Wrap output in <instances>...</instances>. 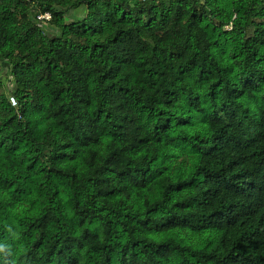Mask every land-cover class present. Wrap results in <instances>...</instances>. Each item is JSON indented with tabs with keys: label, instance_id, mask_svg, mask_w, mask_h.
Segmentation results:
<instances>
[{
	"label": "trees",
	"instance_id": "1",
	"mask_svg": "<svg viewBox=\"0 0 264 264\" xmlns=\"http://www.w3.org/2000/svg\"><path fill=\"white\" fill-rule=\"evenodd\" d=\"M64 3L0 0V68H6L14 87L7 92L0 82V131L15 127L0 138L5 157L21 153L20 163H25L26 172L40 163L48 166V177L68 175L60 169L61 164L71 162L82 145L96 142L95 131L100 127L97 121L119 119V123H112V135L126 138L121 129L130 127L145 111L151 118L154 105L161 102L155 94L141 95L145 86L152 87L153 77L174 73L184 85L174 88L163 86L162 81L160 97L165 105H175L189 115L157 111L161 122L153 128V139L158 142L160 133L169 128H191L196 123H206L214 131L210 136L184 135L167 141L181 152L186 144L190 145L188 151L198 154V160L196 164L187 159L182 162L187 173H181L183 179L178 176L175 181L155 186L162 199H175L173 207L180 211L166 215L162 223H150L148 213L155 208H149L140 226L224 229L216 247L210 252L201 251L192 264H264V0H117L115 4L112 0H75L69 7ZM80 6L85 7L83 17L66 22L65 14ZM44 13H49L50 20L38 22L36 16ZM6 46L8 50L3 51ZM229 48V59L234 63L237 56L245 54L244 66L235 79L228 78L232 67L219 68L210 51L215 49L223 56ZM102 67L106 70L101 71ZM145 72L147 81L141 80ZM214 72H223L224 77L208 83ZM96 73L101 74L95 76L98 83L93 88ZM100 83L105 87L99 88ZM204 84L207 89L197 91ZM10 96L16 101L15 107L9 103ZM94 98L97 107L90 112ZM61 99H66L67 107L61 104L51 115L72 113L65 125L72 140L53 147H26L27 143H36L32 133L47 134L49 129L40 123ZM109 104L112 108L106 111L105 105ZM113 112L124 115L114 116ZM132 139L134 143L127 145L128 150L146 143L143 137ZM124 150L113 151L108 159H120ZM95 156L90 152L87 159L81 157L80 171L70 173L73 181L86 173L88 160ZM3 183L7 184V179ZM100 183L97 179L93 187ZM113 191L98 190L96 194L111 196ZM213 203H219L220 208L205 216ZM90 214L88 209L78 213L80 219L69 221L67 231H72V224H84ZM238 220L242 228L247 224L248 229L231 239L228 230ZM12 231L15 225L11 221L0 225L5 260ZM97 235V229L88 227L79 237L66 235L62 249L56 252L55 264H78L79 253L73 254L72 248L91 244ZM137 243L131 242V247ZM220 249L226 252L220 253ZM93 250L104 253L101 264H122L114 246L105 244ZM174 250L170 244L161 243L151 249V255L167 261ZM45 264H51V260Z\"/></svg>",
	"mask_w": 264,
	"mask_h": 264
},
{
	"label": "clouds",
	"instance_id": "2",
	"mask_svg": "<svg viewBox=\"0 0 264 264\" xmlns=\"http://www.w3.org/2000/svg\"><path fill=\"white\" fill-rule=\"evenodd\" d=\"M116 2L117 0H112L113 4ZM73 3L75 0H65L64 7H69ZM75 11L78 12L79 8ZM7 50L6 46L3 51ZM12 51L15 54L16 50L13 49ZM210 51L213 53L219 68L232 67L228 78L235 79L244 66L245 54L237 56L234 63L229 59V54L232 52L231 48L223 56L216 54L215 49H210ZM104 70L106 69L102 67L101 71ZM100 74H94L91 87L97 88L98 82L95 80V76ZM122 75L123 73H121ZM222 77H224L223 72L219 74L214 72L208 83ZM116 78L119 79L120 77ZM141 80L147 81L146 72L141 75ZM152 80L155 81L152 87L147 88L145 86L144 93H140L146 97L155 94L161 101L154 105L151 118L145 111L130 127L126 126L121 129L126 134V138L112 135L115 131L112 128V123H119V119L113 121L109 117V121L103 123L97 121L100 127L95 131L96 142L82 145L79 148V154L71 162L61 164L60 169L69 173L68 175L48 177L45 175L48 166L40 163L30 172H26L25 163H20L21 153L6 158L3 148H0V225L6 224L8 221L15 225V231L10 233V242L7 245L10 249L6 253L7 260L4 259V240L0 239V264H45V261L49 259L51 264H55L58 259L56 252L62 249L65 236L79 237L84 227L97 229L98 235L91 244L86 243L78 250L75 247L72 248L73 254L79 253L78 264H85L86 261L87 264H101L104 253L93 249L105 244L116 247L117 252H120L122 257V264H156V261H159V264H182L184 261L192 264L198 259L201 251L210 252L216 247L220 236L224 234V229L217 231L208 226L196 230L187 225H173L159 229L140 226L147 218L145 213L149 208H155L154 212L148 213L151 217L150 223L154 221L162 223L163 217L180 211L173 207L175 199H162L155 186L175 181L178 176L183 179L181 173L185 175L187 173L182 162L187 159L192 164H196L198 160V154L188 151L190 145L186 144L184 151L181 152L168 144L167 141L184 135L188 137L196 134L210 136L214 131V129H209L206 123H196L191 128H169L160 133L161 139L158 142L155 141L153 128L161 122V117L156 116L157 111L175 113L176 116H186L189 113L177 109L175 105H165L158 91L162 87V81L163 86L179 88L184 85L183 80H176L174 73L166 77L156 76ZM170 80L173 81L171 84H169ZM104 87L103 83L99 84V88ZM139 87L138 85L137 89ZM206 89L207 84H204L197 91L204 92ZM261 94L264 95V92ZM61 104L67 107L66 99H61L53 105L47 119L40 123L42 127L49 129L47 134L34 135L32 133L36 143H27L26 147L41 146V144L53 147L72 140V136L65 127L69 123L72 113L69 112L67 116L51 115V112H55ZM96 107L97 99L94 98L88 111L94 112ZM111 108L112 105H105L106 111ZM113 115L124 114L113 112ZM59 121H63V123H59ZM14 129L15 127H10L0 131V138L13 132ZM132 137L136 139L146 138V143L137 144L128 150L127 145L134 143ZM24 139L28 141L29 138L25 137ZM121 148L125 150L120 153V159H108L113 151H119ZM90 152H95L96 156L88 160L86 173L73 181L70 173L80 171L81 157L87 159ZM165 157L167 158L165 159ZM46 159L47 157H45ZM73 164L77 167L72 168ZM40 168H44V171H40ZM103 169L107 171H101ZM144 169L147 171L145 172ZM157 171L159 175H153ZM141 172L143 175H140ZM25 176L27 179L24 178ZM165 177H168L169 180L165 181ZM4 179H7V184L3 183ZM97 179L101 180L102 183L93 187ZM20 189L22 191H19ZM113 189L115 191L112 192L111 196L96 194L98 190L112 191ZM14 191L18 192L17 196L12 195ZM77 192L78 195H76ZM219 208V203H213L204 215L207 216ZM84 209H88L91 214L84 218V224L79 226L72 224V231L69 233L67 231L69 221H78L80 219L78 213ZM184 211H188V209ZM125 215L128 219H125ZM108 221L111 223L109 224ZM253 227H255L254 223ZM246 229H248V225L245 224L242 228L238 220L228 230V236L235 239ZM261 229L264 230V225H261ZM133 241L140 243H137L136 247L133 248L131 247ZM161 243H168L175 249L167 261L151 255V249ZM34 245L36 247H33ZM145 245H149V248H145ZM121 249H123L122 252ZM219 251L220 253L226 252L225 249ZM49 252H51L50 257ZM192 253H196V255H192ZM89 256L93 259L88 260Z\"/></svg>",
	"mask_w": 264,
	"mask_h": 264
},
{
	"label": "rangeland",
	"instance_id": "3",
	"mask_svg": "<svg viewBox=\"0 0 264 264\" xmlns=\"http://www.w3.org/2000/svg\"><path fill=\"white\" fill-rule=\"evenodd\" d=\"M85 14V7L84 6H80L79 7V11H68L65 14V21L69 22V21H79V19H81L83 17V15ZM51 31V30H49ZM4 69L1 70L0 68V82L4 85L5 89L7 92H11L13 90V84L10 81L9 75L6 71V68L3 67Z\"/></svg>",
	"mask_w": 264,
	"mask_h": 264
},
{
	"label": "built area",
	"instance_id": "4",
	"mask_svg": "<svg viewBox=\"0 0 264 264\" xmlns=\"http://www.w3.org/2000/svg\"><path fill=\"white\" fill-rule=\"evenodd\" d=\"M140 1H141V2H144V1H146V0H140ZM36 20H37L38 22H41V23L48 22V21L50 20V15H49V13L38 14V15L36 16ZM8 100H9V103H10V105H11L12 107H15V106H16V101H15L14 97L10 96V97L8 98Z\"/></svg>",
	"mask_w": 264,
	"mask_h": 264
}]
</instances>
